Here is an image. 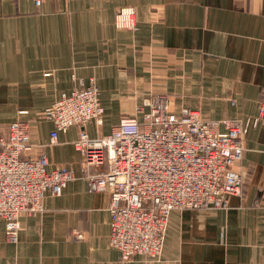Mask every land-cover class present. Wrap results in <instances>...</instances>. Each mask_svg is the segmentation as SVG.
Instances as JSON below:
<instances>
[{"label":"crops","instance_id":"crops-1","mask_svg":"<svg viewBox=\"0 0 264 264\" xmlns=\"http://www.w3.org/2000/svg\"><path fill=\"white\" fill-rule=\"evenodd\" d=\"M133 7L135 28L117 29L115 15ZM93 79L107 135L158 95L170 109L202 119L250 120L236 169L241 196L228 209H185L168 218L155 260L129 264H264V122L253 123L264 89V0H0V137L28 122L32 150L44 146L49 168L65 165L74 179L42 209L19 217L16 244L0 218V264H122L109 244L107 193H88L74 148L77 128L49 143L51 121L40 114L62 93ZM74 233L81 235L74 238Z\"/></svg>","mask_w":264,"mask_h":264},{"label":"built area","instance_id":"built-area-1","mask_svg":"<svg viewBox=\"0 0 264 264\" xmlns=\"http://www.w3.org/2000/svg\"><path fill=\"white\" fill-rule=\"evenodd\" d=\"M35 7L48 0H31ZM68 2L70 0H64ZM117 29L135 28L133 7L115 15ZM137 111L141 118L124 117L109 134L88 136L86 126L101 125L103 108L93 79L46 108L40 117L53 124L49 143L59 132L77 128L74 148L81 155L80 176L88 193H107L109 244L122 264L134 257H159L172 211L228 209L230 196H241L243 178L236 169L243 155L250 120L219 122L202 119L196 110L175 114L165 95L149 99ZM264 122V89L253 120ZM28 122L16 121L0 137V218L8 243L16 244L19 217L42 209L45 194L60 195L74 179L71 168L49 162L44 146L32 150ZM74 238L81 235L74 233Z\"/></svg>","mask_w":264,"mask_h":264}]
</instances>
